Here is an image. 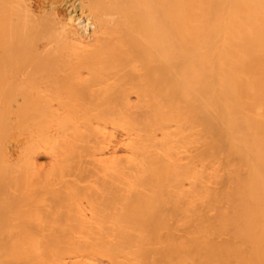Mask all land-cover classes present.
I'll return each mask as SVG.
<instances>
[{"label": "bare ground", "instance_id": "1", "mask_svg": "<svg viewBox=\"0 0 264 264\" xmlns=\"http://www.w3.org/2000/svg\"><path fill=\"white\" fill-rule=\"evenodd\" d=\"M0 264H264V0H0Z\"/></svg>", "mask_w": 264, "mask_h": 264}, {"label": "rangeland", "instance_id": "2", "mask_svg": "<svg viewBox=\"0 0 264 264\" xmlns=\"http://www.w3.org/2000/svg\"><path fill=\"white\" fill-rule=\"evenodd\" d=\"M63 3H64V4H63ZM66 4H67L66 2H62V3H61L62 8H63V9H66L67 7H69V8L66 9V12L69 13L68 16L70 15L71 17H73L74 14H75L74 11L72 10V8H71V10H70V6H69V5H66ZM64 7H65V8H64ZM77 10H78V9H76V11H77ZM77 13H79V11H77ZM77 13H76V14H77ZM66 14H67V13H66ZM77 15H79V14H77ZM84 25H85V24L83 23L81 26L84 27ZM22 135L24 136L25 134H22ZM21 137H22V136H21ZM21 137H20V138H21ZM14 138H16V137H14ZM14 138H13V139H14ZM13 139H12V140H13ZM9 147H10V146H9ZM11 149H12V146L10 147V150H11ZM14 156H15V155H14ZM44 158H45V157H44ZM41 160H43V157L41 158ZM43 161H46V159H44ZM178 234H179V233H178ZM180 234H181V233H180Z\"/></svg>", "mask_w": 264, "mask_h": 264}]
</instances>
